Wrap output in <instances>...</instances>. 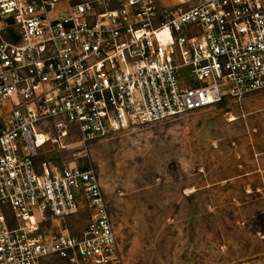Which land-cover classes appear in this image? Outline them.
<instances>
[{"label":"built area","instance_id":"2783aa9c","mask_svg":"<svg viewBox=\"0 0 264 264\" xmlns=\"http://www.w3.org/2000/svg\"><path fill=\"white\" fill-rule=\"evenodd\" d=\"M262 88L264 0H0V264L121 261L98 174L48 146Z\"/></svg>","mask_w":264,"mask_h":264},{"label":"rangeland","instance_id":"374dc122","mask_svg":"<svg viewBox=\"0 0 264 264\" xmlns=\"http://www.w3.org/2000/svg\"><path fill=\"white\" fill-rule=\"evenodd\" d=\"M64 143L43 157L98 174L119 264H264V88L107 136L74 129ZM87 217L69 220L73 233Z\"/></svg>","mask_w":264,"mask_h":264}]
</instances>
